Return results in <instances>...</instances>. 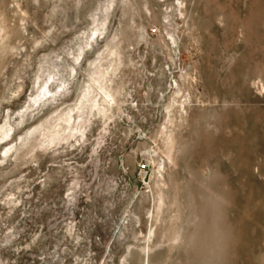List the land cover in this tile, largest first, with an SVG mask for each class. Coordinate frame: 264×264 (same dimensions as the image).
Instances as JSON below:
<instances>
[{
    "label": "rangeland",
    "instance_id": "rangeland-1",
    "mask_svg": "<svg viewBox=\"0 0 264 264\" xmlns=\"http://www.w3.org/2000/svg\"><path fill=\"white\" fill-rule=\"evenodd\" d=\"M0 264H264V0H0Z\"/></svg>",
    "mask_w": 264,
    "mask_h": 264
},
{
    "label": "bare ground",
    "instance_id": "bare-ground-1",
    "mask_svg": "<svg viewBox=\"0 0 264 264\" xmlns=\"http://www.w3.org/2000/svg\"><path fill=\"white\" fill-rule=\"evenodd\" d=\"M93 35H94V34H93ZM69 118H70V117H69ZM67 119H68V116L64 118V121H67ZM68 120H69V119H68ZM67 123H68V122H67Z\"/></svg>",
    "mask_w": 264,
    "mask_h": 264
}]
</instances>
